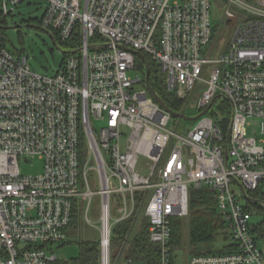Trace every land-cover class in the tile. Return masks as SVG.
Segmentation results:
<instances>
[{"label":"built area","instance_id":"obj_1","mask_svg":"<svg viewBox=\"0 0 264 264\" xmlns=\"http://www.w3.org/2000/svg\"><path fill=\"white\" fill-rule=\"evenodd\" d=\"M24 1L1 0L3 15ZM43 1L42 28L62 41L78 33L81 45L54 76L0 45V264H60L55 248L68 242L75 207L91 224L95 196L100 264H140L126 254V240L112 249L114 228L132 219L133 229L139 215L159 264H177L173 222L189 216L190 189L203 187L215 192L238 250L193 255L187 264H264L252 211L232 190L238 183L248 195L264 182V139L247 134L256 118L264 138V0ZM136 52L159 67L180 114L191 102L199 114L211 106L187 134L170 127L174 117L149 93L145 71L131 77ZM219 100L230 106L226 132L221 112L213 114ZM21 159L41 161L42 172L23 175Z\"/></svg>","mask_w":264,"mask_h":264},{"label":"trees","instance_id":"obj_2","mask_svg":"<svg viewBox=\"0 0 264 264\" xmlns=\"http://www.w3.org/2000/svg\"><path fill=\"white\" fill-rule=\"evenodd\" d=\"M3 17H5V15H0V25L6 27L7 23ZM37 25L39 29L42 28V19L37 22ZM5 30L6 29L0 28V45L6 48L18 59H22V51L17 50L14 47L9 48V40L4 36L6 35ZM49 33L56 41V43L53 42L54 46L63 54L62 64L60 66V69H62L68 57L74 55L76 49L81 45V36L78 33H75L68 41H62L59 38L58 33L55 31H49ZM96 41L101 40L96 37L93 39V42ZM145 58L144 61L141 58L136 57L137 69L144 72L146 71V67L149 66L151 71L150 85L152 89L159 95L169 109L178 113L181 112L182 103L166 92L163 79L161 75H159V67L152 61L150 56L145 54ZM221 109L220 115H216V111H213V114L218 117L216 118L218 124L220 122V126L224 129V132H226L231 117L230 106L227 102H222ZM82 148L85 150L84 144L82 145ZM248 197L249 199H253L254 202L246 200V209L249 211H256L259 214H264V182H262L256 190L248 191ZM141 199L142 194H138V201ZM115 200V207H118L120 204L118 197H116ZM78 210L79 209L76 206L74 209V217L70 227V233L80 225ZM132 221V219L123 221L114 228L112 236L113 248L116 249L121 242L126 240L128 242L126 254H128L129 257L133 258L140 264H159L160 251L158 246L152 245L149 241L147 219L143 218L140 225L133 229L131 227ZM186 222L189 223L190 228L191 255H223L237 252V245L232 242L230 233L226 228L224 217L218 209L215 192L210 188L203 187L201 189H190L189 216L176 219L173 222L172 247L174 252L183 246L182 235ZM254 234L257 244L260 241L264 242V221L256 223ZM67 243H64L63 245ZM80 246L81 252L77 258L60 264H100L99 241H85L82 242Z\"/></svg>","mask_w":264,"mask_h":264},{"label":"rangeland","instance_id":"obj_3","mask_svg":"<svg viewBox=\"0 0 264 264\" xmlns=\"http://www.w3.org/2000/svg\"><path fill=\"white\" fill-rule=\"evenodd\" d=\"M83 1V0H82ZM48 4L43 0H26L19 6L14 8V11L9 15L3 17L7 23V28L5 30V37L8 38L9 48H16L23 52V58L26 57L28 60V66L35 73L47 76H54L59 70L62 64L63 54L54 46V43L51 37L40 30L37 22L43 19ZM0 15L2 14V5L0 0ZM222 11L219 9H212V19L216 24L222 26V31L224 30L223 25L221 24ZM230 31L225 32L224 37L227 40V43L230 40ZM223 37V38H224ZM22 41V43H21ZM225 42V41H224ZM221 51L226 48L225 43L220 42L219 45ZM79 56V53L77 54ZM131 77L134 80L143 78V74L140 70H134L130 72ZM143 89V84L139 83L135 85V91H140ZM193 102L189 103L185 115L187 117L193 118L199 115L198 110L194 107ZM222 101L219 100L214 105L213 110L220 112ZM211 114V113H210ZM198 120L187 121L182 118H172L170 122V127L175 129L179 134H187L192 128H194ZM260 120L256 118H251L248 120L247 134L249 137L256 138L258 140L264 139L260 134L259 130ZM103 123L96 122L95 128L98 130ZM42 162L37 159H28L20 161V169L23 175H35L42 172ZM93 181V191L99 190L98 181L95 175L92 176ZM232 190L237 194L241 205L246 206V200L242 197V192L238 183L232 184ZM116 198V197H115ZM116 200L113 199V202ZM113 212L115 213L116 207L113 204ZM99 210H100V197L95 196L92 200L90 207L89 218L91 224H88L83 219L82 214V205L78 210L80 216V225L78 228L74 229L71 234H68V243L55 248L56 256L60 263L68 262L72 259L77 258L81 252L80 244L82 242H96L100 239V234L94 226H98L99 221ZM252 221L255 223H261L264 221V214H259L256 211H252ZM143 217L139 215L138 221L134 224V228H137ZM189 223L186 222L183 228L182 241L183 246L177 249L175 253L177 264H187L188 259L193 255L190 254V230ZM122 244V243H120ZM119 246L116 248V251L119 250ZM260 249L264 254V242H258ZM112 249L113 248L112 245ZM127 252V250H126ZM112 254L115 253L112 251ZM117 264H123L122 261H119Z\"/></svg>","mask_w":264,"mask_h":264},{"label":"water","instance_id":"obj_4","mask_svg":"<svg viewBox=\"0 0 264 264\" xmlns=\"http://www.w3.org/2000/svg\"><path fill=\"white\" fill-rule=\"evenodd\" d=\"M0 28L2 29H8L7 27H4V26H1L0 25ZM40 30H43L45 31L53 40L54 43H56L55 39L53 38V36L49 33L48 30H45L43 28H40ZM137 57L141 58L142 60L145 61V56L142 54V53H139V52H136L135 53ZM150 68L149 66L146 67V71H145V82H146V86H147V89L149 91V93L154 97V99L156 100V102H158V104L163 108V110H165L167 113H169L172 117H176V118H182L184 120H187V121H193V120H198L199 118H201L202 116H204L210 109H211V106L205 110L204 112H202L201 114L197 115L196 117H193V118H190V117H187V116H184L178 112H175V111H172L171 109H169L165 103L163 102V100L159 97V95L152 89L151 85H150ZM230 138V133L227 134V140H229ZM242 188V193L244 195V198L245 200H249L250 202H254L253 199H249L247 193H246V190L241 186ZM264 205V204H263Z\"/></svg>","mask_w":264,"mask_h":264},{"label":"crops","instance_id":"obj_5","mask_svg":"<svg viewBox=\"0 0 264 264\" xmlns=\"http://www.w3.org/2000/svg\"><path fill=\"white\" fill-rule=\"evenodd\" d=\"M68 234H71V233H70V229H69V232H68Z\"/></svg>","mask_w":264,"mask_h":264}]
</instances>
